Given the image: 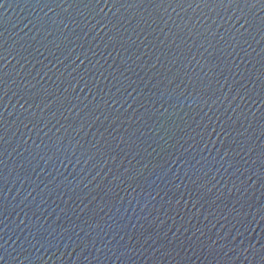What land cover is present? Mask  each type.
Instances as JSON below:
<instances>
[{
    "label": "water",
    "instance_id": "95a60500",
    "mask_svg": "<svg viewBox=\"0 0 264 264\" xmlns=\"http://www.w3.org/2000/svg\"><path fill=\"white\" fill-rule=\"evenodd\" d=\"M0 264H264V0H0Z\"/></svg>",
    "mask_w": 264,
    "mask_h": 264
}]
</instances>
